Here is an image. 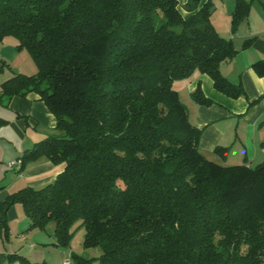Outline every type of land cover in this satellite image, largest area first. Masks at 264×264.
Listing matches in <instances>:
<instances>
[{"label": "trees", "instance_id": "1", "mask_svg": "<svg viewBox=\"0 0 264 264\" xmlns=\"http://www.w3.org/2000/svg\"><path fill=\"white\" fill-rule=\"evenodd\" d=\"M255 1L236 0L232 35ZM179 5L0 0V41L16 37L17 50L29 51L39 69L5 81L1 93H36L61 132L26 152L21 170L42 157L65 164L54 182L1 202L4 240L8 212L20 204L32 228L56 223L59 246L70 244L74 224L85 228L84 247L101 255H74L70 264H264V161L208 159L203 129L174 89L200 72L221 93L245 96L221 72L238 50L214 27L213 0H188L187 17ZM254 66L264 70V60ZM191 95L214 104L200 84Z\"/></svg>", "mask_w": 264, "mask_h": 264}, {"label": "crops", "instance_id": "2", "mask_svg": "<svg viewBox=\"0 0 264 264\" xmlns=\"http://www.w3.org/2000/svg\"><path fill=\"white\" fill-rule=\"evenodd\" d=\"M252 38H255L253 43L244 48L245 41ZM230 39L238 53L222 64L221 72L230 82L242 85L245 96L234 99L221 93L213 80L200 72L176 83H182L190 95L201 84L204 94L214 103L195 104L194 113L189 112L192 124L203 129L200 140L203 154L224 166H253L264 161V70L254 66L264 60V0L253 2L248 19ZM16 55L18 59L20 55L23 57L21 51ZM58 132L55 116L36 93L9 98L2 95L0 86V204L21 189H39L54 182L64 170L65 164L56 165L47 157L30 162L21 170L26 152L37 143L59 135ZM218 147L227 150L216 152ZM18 205L8 212L10 235L14 234L11 222H23ZM7 242L0 236L1 261L7 252Z\"/></svg>", "mask_w": 264, "mask_h": 264}, {"label": "rangeland", "instance_id": "3", "mask_svg": "<svg viewBox=\"0 0 264 264\" xmlns=\"http://www.w3.org/2000/svg\"><path fill=\"white\" fill-rule=\"evenodd\" d=\"M207 0H201L202 3ZM214 12L212 14V23L218 33L225 38L230 39L232 35L231 23L232 12L235 8L236 0H213ZM188 0H180V9L185 17L188 16L185 5ZM180 31V28H176ZM18 39L13 36L0 41V86L5 81L16 75L31 76L38 72V65L27 50H22V56L19 59L16 54ZM16 59V60H15ZM25 59V61H24ZM199 85V84H198ZM201 85V84H200ZM198 87V86H197ZM202 87V85H201ZM174 89L178 92L180 101L187 107L188 113L193 111V106L197 104L187 89H184L182 83L175 82ZM197 89V88H196ZM195 89V90H196ZM199 105V104H198ZM191 121V120H190ZM57 134H61L58 132ZM56 134V135H57ZM258 162L253 164L256 166ZM19 189V188H18ZM19 212H23V222H11L14 227V234L7 240V252L4 260L0 264H65L66 261L73 262V256L79 255L87 258H95L101 255L100 248L86 249L83 245L86 230L80 226V222L74 224L70 231L73 237L68 246L58 245V237L55 234L56 223L50 221L45 227H31V222L22 205H18ZM13 236V248L10 247L9 240ZM99 264V262H94Z\"/></svg>", "mask_w": 264, "mask_h": 264}, {"label": "built area", "instance_id": "4", "mask_svg": "<svg viewBox=\"0 0 264 264\" xmlns=\"http://www.w3.org/2000/svg\"><path fill=\"white\" fill-rule=\"evenodd\" d=\"M65 264H70V262L69 261H66Z\"/></svg>", "mask_w": 264, "mask_h": 264}]
</instances>
